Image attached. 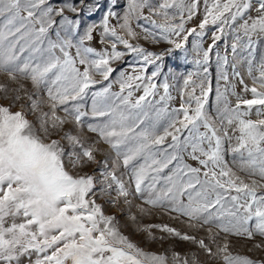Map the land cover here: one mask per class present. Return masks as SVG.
Instances as JSON below:
<instances>
[{
	"label": "snow or ice",
	"instance_id": "snow-or-ice-1",
	"mask_svg": "<svg viewBox=\"0 0 264 264\" xmlns=\"http://www.w3.org/2000/svg\"><path fill=\"white\" fill-rule=\"evenodd\" d=\"M111 2L115 5L117 0ZM200 3L128 0L119 24L135 38L131 21L141 18L147 7L163 17L165 23H151L160 30L159 39L175 49L184 48L189 36L202 39L209 24L215 27L206 49L201 39L193 42L202 56L196 61L200 70L187 74L181 102L171 107L173 86L167 77L156 83L162 72L156 62L162 54L130 43L110 26V17L121 19L114 10L99 26L100 42H109L110 50L97 51L86 44L94 39L97 26L88 25L80 34L81 20L66 14H78L76 4L64 0V6L56 7L52 0H0V74L7 78L0 83V100L7 102H0V264H198L195 256L190 262L174 252L169 262L167 255L144 251L121 231L114 215L105 213L97 203L98 194L109 197L113 206L120 198L129 206L140 199L175 213L189 227L206 230L213 243L222 232L249 240L258 235L262 242L256 247L264 246V61L259 75L253 76L251 60L254 44L264 39V0H203V18L196 27L186 28L199 13ZM226 27L236 33L232 56L238 49L249 53L252 87L235 71L236 64L231 66L251 98L237 95L229 82L226 48L223 56L219 52L216 56L218 81L228 86L221 90L217 84L214 110H209L210 54L225 38ZM149 36L159 42L155 33L147 32L145 38ZM118 44L141 58L143 65L135 75L120 70L113 81L109 78L117 69L112 62L126 54ZM150 65L154 70L145 75ZM113 82L119 91H111ZM42 93L47 111L41 110ZM89 94L91 121L85 110ZM229 95H236L234 105ZM18 103L19 110L13 111ZM25 106L40 110L37 123L27 118ZM85 127L96 135L93 146L81 138ZM101 142L114 157L97 158L96 145ZM92 165L102 179L83 172ZM120 169L124 171L118 175ZM125 174L127 183L121 178ZM151 227L197 244L209 257L223 254L224 264H264L233 256L227 243L213 253L195 235L168 225Z\"/></svg>",
	"mask_w": 264,
	"mask_h": 264
},
{
	"label": "rangeland",
	"instance_id": "rangeland-1",
	"mask_svg": "<svg viewBox=\"0 0 264 264\" xmlns=\"http://www.w3.org/2000/svg\"><path fill=\"white\" fill-rule=\"evenodd\" d=\"M68 3L76 4L78 9V14L73 12H67L66 14L73 19H80L81 26L79 29L80 34H83V31L86 26L95 24L97 27L93 31L94 39L90 42H86L88 46L95 48L97 51H102L105 48L110 50V43L100 42V33L102 29L99 27L102 23L104 15L111 9L114 10L121 19H117L115 17L109 18L110 26L116 27L117 32L120 35L125 36L126 39H129V42L136 45H140L147 51H151L157 54H162V60L157 61V64L162 66V72L158 78H156V83L161 84L164 82V78H168V83L173 87L170 88V92L172 96L175 98L171 102V107H178L180 104V89L183 86V80L187 78V74L189 72L196 73L198 70L196 61L201 59L202 56L197 54V50L194 45V41L201 39L198 37L189 36L188 41L185 43L184 48L175 49L173 44H169L168 42L159 39L160 30L155 28L151 23V20H155L156 23L161 24L165 23L162 16L153 15L152 11L147 7L142 10V16L139 19H134L131 21V27L137 33L135 38L128 37L126 31H122L119 27V24L122 23V17L124 13L127 11L128 0H117L115 5L112 4L111 0H83V3H80L79 0H67ZM149 2L153 5H156L162 0H149ZM53 6L60 7L64 6V0H52ZM96 5H99L97 7ZM91 6V7H89ZM171 11V10H170ZM204 15V4L203 0H201L199 13L191 20L188 21L185 25L186 28L196 27ZM252 16H255L256 13L253 11L251 13ZM147 17L148 19H145ZM179 17H177V20ZM215 27L211 24L207 26L206 32L207 34L201 39V45L203 48H207L212 43V33L215 31ZM147 32L155 33L159 42L153 40L151 36L147 39L145 38ZM235 31L233 29L226 27L225 38L221 41L217 42L218 46L213 50L210 54V79L212 84V93L209 96V103L206 105V108L209 110H214L215 106V90L217 84H219L221 90H223L226 83L222 80L218 81L219 70H218V62L216 53L219 52L221 56L225 54V49L228 50V58H229V66L227 68V73L229 75V82L235 85V93L244 98H251L250 92H244L242 86L239 84L238 78L234 76V70L232 68V64H236L235 71H239L241 76L244 78L245 84L252 87V79L248 75V58L249 53L247 50H239L235 57L232 56L230 51V45L234 42ZM171 39L178 40V37L172 36ZM117 49L120 51H125V56L118 61L112 62V67L117 69L116 72L110 76V80H115L119 75L120 70H124L127 74H138L140 67L143 65V61L141 58L137 57L135 53L127 52L124 49L122 44L117 45ZM172 51L169 52L168 50ZM252 60V75H259V66L262 61H264V39H258L257 42L253 46V51L251 55ZM155 65L147 66V71L145 75H150L154 70ZM96 79L100 80L102 77L97 76ZM193 79H197L195 75H193ZM7 82V78L4 74H0V83ZM10 83V82H9ZM105 84L108 82L105 81ZM12 86V85H10ZM31 86L29 85V88ZM99 85H97L93 90H98ZM111 91L116 92L119 91V84L113 82ZM162 92V89L160 90ZM140 92H137L136 95H140ZM41 98L45 99V103L42 104L41 110L47 111L46 98L43 97V93L41 94ZM236 95H229V99L232 104L236 103ZM86 107L85 110L88 111L89 116L88 120L91 121V95L86 98ZM0 102L7 103L6 101L0 100ZM20 104L18 103L13 107V111L19 110ZM24 111L27 114V118L34 123H37V117L40 114V110L37 112H32L27 106H25ZM254 111V110H253ZM58 115L63 116L64 113L62 111H58ZM252 119H256L257 117L253 114ZM102 119V118H98ZM68 128L74 127V124H69ZM81 138L85 141L89 146L92 145V141L96 140V135L94 133H90L87 131L85 127L81 131ZM66 143V142H65ZM100 149L97 153V158L101 161L104 160L106 156H113L114 153L109 148L108 145L103 144L102 142L96 145ZM228 160L231 164V156L228 157ZM234 170H235V166ZM123 169L118 171V175L123 172ZM84 173L93 175L94 177H100V173L97 170L96 165H92L91 167H85L83 169ZM238 175H240L245 182H250V177H248L245 173H240L238 170ZM102 179V177H100ZM125 183L128 182V175H123L121 177ZM115 187V186H113ZM116 192H112V198H116ZM122 199L116 206H113L108 202L109 197L99 195L97 196V203L102 205L103 210L106 214L114 215L117 218L118 226L121 231L127 235L130 240L136 243L140 248H142L146 252L156 253V254H164L169 257V262L171 261V256L174 252L179 253L181 257H187L191 262L193 257L198 258V264H224L223 254L213 255L209 257L197 244L192 243L191 241H184L177 237L171 236L166 232L161 231L158 227H151L156 225H168L169 227H173L182 233H187L189 235H195L197 239H204L206 243H208L212 249L213 253L217 252L218 247H222L225 243L228 244L229 252L233 256H246L255 261H264V246L257 248L256 245L260 244L261 237L258 235L255 236L254 239L249 240L246 237H237V236H225L224 233H219L217 236L215 243H213L210 239V234L206 230H198L192 227H189L188 223L184 220V218L178 217L175 213H168L165 209L153 208L150 205L144 204L140 199H135L132 201V205L129 206L127 204L122 203ZM140 208H143L144 211L141 212ZM135 216L136 219L133 221L130 217ZM254 223V222H253ZM218 230L213 229V233H216ZM163 237V239H161Z\"/></svg>",
	"mask_w": 264,
	"mask_h": 264
}]
</instances>
